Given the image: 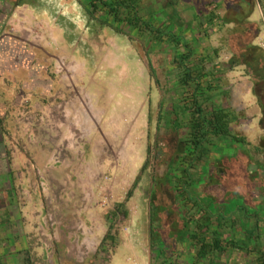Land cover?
Listing matches in <instances>:
<instances>
[{
	"label": "crops",
	"instance_id": "0c3cea01",
	"mask_svg": "<svg viewBox=\"0 0 264 264\" xmlns=\"http://www.w3.org/2000/svg\"><path fill=\"white\" fill-rule=\"evenodd\" d=\"M183 1H180L177 10L182 20L190 23L185 37L195 53L213 55L216 50L214 62L222 61L223 56L229 57V60L232 56L228 46L229 37L235 28L234 21L237 16L231 17L234 21L228 23L216 20L199 25L194 21V13L200 9L206 13V8L198 4L186 5ZM85 2L0 0V264L65 262L62 254L67 245H63V239L66 234H73L68 230L74 226L75 220L83 216L80 201L84 188L95 189L94 179L99 172H118L124 165L127 167V114L120 113L112 118V109L120 111L129 107L140 108L135 118H131L132 129L141 127L140 140L135 146L134 156L142 161L145 153L143 150L147 148L142 130L143 98L129 106L127 86H122V83L127 82L126 68L92 69L91 65L96 67V59L103 52L102 47H98L94 41L90 43L88 38H95L99 33L114 36V43L109 45L115 47L108 49V52L115 48V51H118L119 46L123 44V59L126 60L129 54L138 53L136 48L131 46L132 43L139 45L140 54L146 53L144 42H148V38H134L119 33L110 26L89 20ZM216 13L217 16L223 17L225 12L221 14L216 10ZM253 23L257 25L256 22ZM20 24L23 27L17 28ZM27 28H35V34L32 35V31L28 33ZM213 34H218V42L210 39ZM170 46L157 48L153 55L150 54L151 57H164L168 70L173 57ZM54 57L82 63V71L77 69L66 76H60L52 68ZM103 59L107 60L106 56ZM118 60L120 62L119 58ZM228 70L216 74L217 87L213 91L214 104L222 108L225 107L223 99L227 100V94L234 92L227 83L230 79ZM132 73L130 77L134 75L135 78H140L136 92L141 94L144 89L145 71L143 68H136ZM117 93L122 95L123 99L114 101L113 105V95ZM160 103L159 99L156 111ZM258 106L260 113L257 123L264 126L262 109ZM95 108L98 110L97 116L94 114ZM233 125L234 123L231 127ZM133 131L135 130L130 129V132ZM154 136V142L157 143V147L153 145L155 153L163 134ZM246 142L248 149H243L238 144H220L218 147L211 146L207 149L208 156L205 162L199 165L205 166L204 170L213 169L209 173L212 180L208 178V183L212 184L216 180V186L210 195L207 196L201 191L200 196L197 194L195 199L197 204L208 205L211 213H219V209L223 213H234L233 209L238 208L244 201L240 196L250 195L253 203L257 198L262 199L263 204L258 209L259 215H256L254 220L263 223L261 227L264 231V166L260 165L255 155L264 152V149L260 150L256 146L250 148L247 139ZM162 144L165 145V141ZM116 148L120 150L118 158H124L120 160L121 164H114L110 160L112 151ZM165 150L168 152L166 148ZM53 155L59 157L57 162L52 161ZM96 157H103L98 164ZM142 162L139 166L133 164L134 166L130 167V171L137 174L135 181L138 173L142 172ZM82 172L89 174L87 181H82ZM42 180L44 187H41ZM221 183H224L223 188L219 187ZM104 187L109 188L107 184ZM191 191L193 193L194 189ZM194 210L195 207L189 213ZM247 211L245 216L248 218H242V222L249 221L252 217L250 211ZM146 213L148 220L149 211L146 210ZM99 215L96 213L93 216L97 218ZM106 217L110 219V216ZM211 218L214 220L215 216ZM239 218L232 221L238 222L234 227L235 234H231L232 230L226 234L228 237L230 235V239H239L242 236L238 232L241 224ZM54 221L57 222L56 226L51 229ZM212 226H217V222L214 221ZM230 226L232 229V225ZM222 227L226 229V226ZM221 230L207 229L205 237L200 235V239L204 237V245L201 247L200 239L190 240L182 246L174 242L175 254L168 259H157L158 246H155L154 250L148 247V260L150 258L149 261H152L149 264H262L254 259L257 251L252 247L241 249L227 244V237L221 236ZM147 234L149 236V230ZM212 235H220L217 247L212 245ZM52 237L55 243L51 245L42 240ZM131 249L135 253L139 252L137 247ZM199 252H203L205 256L201 258L206 259H201ZM56 253L59 254V261Z\"/></svg>",
	"mask_w": 264,
	"mask_h": 264
},
{
	"label": "rangeland",
	"instance_id": "374dc122",
	"mask_svg": "<svg viewBox=\"0 0 264 264\" xmlns=\"http://www.w3.org/2000/svg\"><path fill=\"white\" fill-rule=\"evenodd\" d=\"M211 1H214V3L216 4L217 12H220L221 14L225 12L224 15H226V13H229V17L237 16V19L242 20L246 14L245 6L247 4L245 0ZM183 3L186 5L198 4L204 6L206 9L208 8V0H184ZM252 3V11L247 16L246 20H248V22L253 25V22H256L257 26L260 27L258 36L252 40V45L256 44V46L260 48V56L264 59V0H252ZM206 9H204V11ZM160 16L164 17L166 16V14L162 12ZM153 18H156V16H153ZM40 23L42 22H39V24ZM19 27L22 28L23 26L20 24ZM47 28L49 30L50 26H48ZM27 30L29 31L28 33H31L32 31V35H34L36 32L35 28H27ZM98 35L99 36H95V38H88V41L90 43H93L94 41L98 47H102L103 52V54L99 55V58L101 59H99L98 57L96 59V67L92 65L91 67L92 69L97 70L103 69L104 67L109 70L119 69L123 67L126 68L128 77L125 78V81L127 82L126 84L122 83V86H127V100L129 102V106L133 103L135 104V102L140 101V99L143 98L144 123L142 130L143 140L144 143L147 144V148H144L143 150L145 151L142 160L143 162L140 158L134 156L135 146L137 143L139 144L140 140L139 134L141 131V127L138 126L132 129L133 122L131 118H135L140 108L129 107L126 110L122 109L120 111L119 109H112V118H114V116H119L120 113L121 115L124 113L127 114L129 124V155L127 157L126 163L127 167H124V165L123 167H121L122 170L120 168L118 172H99L95 175L94 179L95 189H90V187L84 188V192L82 193L80 201L83 216L79 220H75L74 226L70 227V229L68 230L69 233L73 234L71 236H67L66 234L65 238L63 239V245H67V248H65L62 254L65 261L63 262V264H149L150 262L152 263V261H149L150 258L148 260V244L150 237L147 234L148 220L146 210L148 212L150 201L155 198L153 195H159L160 198L162 196L163 200L164 197H166V200H157L156 204L154 205V207L156 208L154 209V214L158 216V221L155 223L156 231L160 233L162 238L165 237L166 233H170V235L176 234L177 237L178 235L185 232L180 228V219L182 216H180L179 214L178 216L176 215L178 210H180L182 206V201L180 199H176L179 192L185 190V187L188 192H190L191 189H194L192 193L194 194L193 196L201 194V191H203L204 194H207L208 196L210 195L209 193L214 189V186H216V180H214L212 184L211 182L208 183L209 180H212V178H209V173L213 169L204 170L205 166L201 167L199 164L188 166L189 163H185V167L178 165L176 163L177 160L175 158V153L170 154L171 157L169 158L168 163L176 167V175H174V173L170 174L167 181L162 179L167 172V158L165 157L167 151L165 150V145L162 144L163 140H160V142H158L159 145L158 148H156L155 153L153 145L155 144L154 141L156 140L154 135L156 134L157 136H162V134L164 135L165 133L163 120L158 119L159 111L157 109V112L155 108L158 100H162L163 91L169 87V83L165 82L166 73L169 72L166 71V69L168 68V65L166 64L167 60L164 59V57H151L150 54L153 55L155 53V50L150 48H146V50H144L147 54H140L141 49L138 44L137 48V46H135V43H132L131 46L133 48H136L138 53L136 55L135 53H132L131 55L129 54L127 60L125 58L123 59V51L125 47L122 46L123 44L119 46L118 51H115V48L113 49V51L108 52V49L110 50V48L115 47H110L109 45H112L114 43V36L104 35L100 33ZM218 38V34H213L210 37V39H212L214 42H218ZM105 56L107 60L103 59ZM117 58L120 59V62L119 60L117 61ZM222 58V61H218L225 63L228 61L229 57L223 56ZM66 60L73 61L67 58ZM75 65L76 69H81L82 71V63L79 64L76 61ZM136 68H143L145 71L143 78L144 89L141 94L136 92V86H139L138 81H140V78H135L134 75L130 77V74H133L132 72ZM227 73L230 74V79L227 83L231 88H233L234 92H229L227 94V100L223 99V106L229 108L230 110L232 109V112L237 116V120L231 127V130L236 134L246 137L247 141L250 144V148L251 146H256L260 148V150H263L264 126L263 124L257 123V117L260 113L258 105H260V102L264 104V82L255 83L248 75H246L244 65L234 66L232 69H229ZM117 78L118 77H116V79ZM120 98L123 99V96L119 93L113 95L112 104L114 105V101L119 100ZM168 99L169 100L165 102L166 105L167 102L169 103L170 97H168ZM94 112V114L97 116L98 110L96 108ZM130 129L135 131L130 132ZM242 148L248 149L247 144L243 145ZM119 153V148H116L115 150L113 149L110 160H112L114 164H121L120 160L124 159L118 158ZM255 155L257 161L260 162V165L264 166V152ZM101 158L103 157L95 158L96 164L100 163ZM164 158L166 159L164 160ZM85 160L87 161V158ZM81 162L83 166V160ZM141 162L144 163L145 169L142 172L138 173L137 180L135 181L137 174H135V172H131L130 167L134 165L139 166ZM124 163L125 161L123 162V164ZM83 167V171H85L86 168L85 166ZM178 171L180 173H178ZM183 171L185 173L188 172V175L191 178L190 180H193V182H190V180L186 177H179L181 172ZM88 175L89 174L87 173H83V175L81 176L82 181H87ZM83 177H85V179H83ZM151 177L158 181L156 182L152 190L150 188ZM210 177H214V175H210ZM186 183L188 185H186ZM105 184H107L109 188L104 187ZM220 186L223 188L224 183H221L219 187ZM130 192L131 195L129 194ZM236 196L239 197V195ZM240 198H243L244 201L243 203H240V208L238 207L233 209L234 213H223L221 212V209H219L218 212L221 213L220 221H222V224L226 226V229L222 228L221 236L228 237L227 235L230 232L231 234H235L234 227L235 224L238 223L232 222L235 218L240 217V223H243L242 218H248L245 216L246 212H243L241 207L242 204H245V208L248 209L247 213L250 211V216H252L249 221L246 220L243 224H240L241 231L243 230V232L247 233V241L245 242V244H252V238L254 239L258 236L256 238V241L259 244L264 245V231H262L263 223L260 222L257 227L254 224L255 216L259 215L258 209L263 204L262 199L257 198L254 201L255 203H253L252 197L250 195L240 196ZM153 201L156 200L154 199ZM117 206L123 207L128 211V215L125 218L121 217L120 213H116L115 215H117V217H114V211L116 212ZM252 210H254V212H252ZM96 213L100 214L99 216H96L97 218L93 216ZM134 213L136 214L135 216ZM106 216H110V219H108ZM260 217L261 216H258V218ZM174 218L177 219V223H175ZM52 223L53 224L50 227L51 229L55 228L57 222L54 221ZM230 224L232 225V229L231 226H229ZM248 224H250L249 227ZM109 228L110 237H108V239H103L105 234L104 232H107ZM215 228L216 226L212 227L211 229L210 226L208 229L213 230ZM257 232L260 234L255 236ZM229 238L230 235L228 239ZM165 239L166 238H163V241L166 242ZM42 240L45 241L44 243H47L48 245L55 243L53 237L51 239L47 238V240ZM131 247H137L139 252H133ZM154 249L155 247L152 248V250ZM262 251L264 252V249H262ZM260 252L261 250L259 251V253ZM55 255L57 260L59 261V254L56 253ZM198 255L205 256L203 255V253H199ZM66 261H68V263Z\"/></svg>",
	"mask_w": 264,
	"mask_h": 264
},
{
	"label": "trees",
	"instance_id": "16d2710c",
	"mask_svg": "<svg viewBox=\"0 0 264 264\" xmlns=\"http://www.w3.org/2000/svg\"><path fill=\"white\" fill-rule=\"evenodd\" d=\"M85 1L86 14L89 20L110 26L117 32L134 38L135 36L147 37L148 42H144L145 50L146 48L162 49L165 45H171L170 52H173V57L169 70H166L169 72L165 76V82L169 83V87L163 91V97L158 107V119L163 120L165 129L162 140L165 141V148L168 150L166 154L167 172L162 179L167 181L170 174L174 173L176 175V167L168 163L172 153H175L176 163L185 167V163H189L188 166L204 163L208 156L207 149L211 146L238 144L242 147L246 145L247 142L244 136L231 131V125L237 120L236 114L227 107L222 108L214 104L213 91L217 87L216 74L239 65H244L246 75L255 83L264 82V59L260 56V48L252 45V40L259 34V28L246 20L252 11V0H245L247 4L245 6L246 14L242 20L236 19L234 21L228 16L229 14L223 17L217 16L216 4L211 0H208L206 13L201 12V9L194 13V21L199 25H204L203 22L206 24L213 23L216 20H221L222 23L234 21L235 28L231 32L228 44L232 56L225 64L214 62L213 57H216V50L213 51V55H198L195 53L185 37L190 23L184 22L177 10L181 0ZM158 5L159 8L156 7ZM162 12L166 16L161 17ZM153 16H156V18H153ZM168 97H170V101L166 105L165 102L169 100ZM260 106L264 120V104L260 102ZM144 169L145 166L141 168L142 171ZM178 173L180 172L178 171ZM179 177L191 179L188 172L185 173L184 171L181 172ZM156 182L158 181L151 177V190ZM190 182H193V180H190ZM186 185L188 184L186 183ZM184 189L179 192L176 198L182 201V211L181 209L178 210L176 215L182 216L180 228L185 232L177 237L176 234L166 233L163 237L166 238V242L163 241L160 233L156 231L155 223L158 221V216L154 214V209H156L154 205L157 200L164 201L166 197L163 200L162 196L160 198L159 195L154 194L156 201H153L154 199L150 201L148 207L149 249L152 250L155 246L159 247L157 259L159 257L172 258L175 254L174 242L176 245L182 246L190 240H199L200 235L205 237L206 230L210 226L213 227L212 223L214 221L217 222L216 228L222 229V226H224L220 221L221 213H211L208 210V205L197 204L195 197L200 196V194L193 196L191 190L188 192L185 187ZM129 194L131 195V192ZM194 207L195 210L190 214L189 212ZM241 207L243 212L248 210L245 208V204H242ZM116 213H120V216L125 218L127 211L123 207L117 206L114 215ZM213 216H215L214 220L211 218ZM114 217H117V215ZM175 223H177V219H175ZM254 224L257 227L259 225L258 220H255ZM238 232L242 236L239 239H228L227 237V244L241 249L252 247L253 250L257 251L254 259L264 264V252L262 251L264 245L256 241L257 235L260 233L257 232L255 235L257 237L252 238L253 243L249 245L245 244L247 233L241 231V228ZM108 237H110V228L103 239H108ZM204 237L199 240L200 247L204 245ZM211 239L213 240L212 245L217 247L220 241L219 235H212ZM198 256L202 257L201 255Z\"/></svg>",
	"mask_w": 264,
	"mask_h": 264
},
{
	"label": "built area",
	"instance_id": "2783aa9c",
	"mask_svg": "<svg viewBox=\"0 0 264 264\" xmlns=\"http://www.w3.org/2000/svg\"><path fill=\"white\" fill-rule=\"evenodd\" d=\"M18 28H20V27H18ZM52 68H53V71L60 76H62V75L66 76L68 73L74 72L77 70L74 61H67L63 57H56L54 60ZM58 160H59V157L57 155L52 156L53 162H57ZM42 186L43 187L45 186L43 180L41 181V187Z\"/></svg>",
	"mask_w": 264,
	"mask_h": 264
}]
</instances>
